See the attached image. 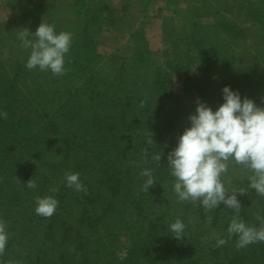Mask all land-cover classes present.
<instances>
[{
    "label": "trees",
    "instance_id": "trees-1",
    "mask_svg": "<svg viewBox=\"0 0 264 264\" xmlns=\"http://www.w3.org/2000/svg\"><path fill=\"white\" fill-rule=\"evenodd\" d=\"M62 1L45 4L62 16L44 12L35 2L32 25L24 28L34 32L43 22L55 25L57 34L72 33L65 74L27 69L28 51L0 62L6 67L0 76V113L8 114L0 117V220L9 233L0 264H264V242L237 250L233 236L215 246L213 233L227 238L233 209L221 204L205 210L177 201L167 154L190 125L182 95L171 88V74L159 66L143 67L153 62L147 40L142 37L140 51L117 63L115 53L97 51L103 8L89 12L83 0L60 8ZM92 18L99 20L95 27ZM210 29L197 59L185 66L183 90L195 91L213 111L223 103L226 85L242 100L264 107V65L234 71L228 37L217 24ZM157 152L160 164L152 160ZM146 168L156 182L148 192L139 176ZM66 172H79L87 192L67 187ZM249 174L233 163L222 180L226 188L237 189L247 185ZM29 179L35 189L26 186ZM49 195L58 206L44 218L35 213V197ZM237 199L240 218L260 227L255 217H264V198L250 189ZM177 218L185 224L180 240L169 230Z\"/></svg>",
    "mask_w": 264,
    "mask_h": 264
},
{
    "label": "clouds",
    "instance_id": "clouds-1",
    "mask_svg": "<svg viewBox=\"0 0 264 264\" xmlns=\"http://www.w3.org/2000/svg\"><path fill=\"white\" fill-rule=\"evenodd\" d=\"M17 39L20 48L30 53L26 61L27 69L50 71L53 76L65 74V56L72 43V33L61 31L57 34L55 25L41 22L34 32L27 28L17 30ZM222 96L223 103L215 111L197 100L194 114L188 116L190 126L179 135L176 146L167 154V167L174 178L172 190L178 202L192 203L205 210H214L223 204L234 210L235 215L226 230L227 238L216 233H213V238L215 246L221 247L235 236V248L240 250L264 242V217L259 214L255 217L260 221V227L246 224L240 218L242 207L237 199V194L243 196L250 189L264 198V107L257 106L247 97L242 100L240 93L227 85L222 89ZM144 105L145 102L141 101L140 107ZM0 117L7 119L8 114L0 113ZM148 143H154L151 135ZM161 156L162 153L157 152L152 155V160L160 164ZM233 163L250 174L245 176L244 180L248 181L246 186L230 190L225 187L222 176L228 173ZM139 176L145 178L141 185L143 191L148 192L156 183L151 169H143ZM79 177V172H66V186L86 193L87 189ZM26 186L29 189L37 187L33 179H29ZM50 191L56 193L59 189ZM35 205L37 215L50 218L58 201L52 195L37 196ZM211 222L212 217L209 216L207 223ZM169 230L177 240L185 237V224L179 218L170 223ZM8 240L7 225L0 220V256L4 254Z\"/></svg>",
    "mask_w": 264,
    "mask_h": 264
},
{
    "label": "rangeland",
    "instance_id": "rangeland-1",
    "mask_svg": "<svg viewBox=\"0 0 264 264\" xmlns=\"http://www.w3.org/2000/svg\"><path fill=\"white\" fill-rule=\"evenodd\" d=\"M165 1L157 11L158 19L145 23L146 30H143L139 19L133 18L128 21L104 16L103 24L98 26L101 33L98 36L95 35L99 40L97 51L103 54L115 53L120 57V59L115 58V61L119 63L140 51L137 47L144 37L148 42V48L151 51L149 57L153 59V62L152 64L147 62L143 67L159 66L171 74V88L173 92L182 95L188 119L190 114H194L196 102L200 101V98L193 90H183V73L185 66L197 59L202 41L207 38L205 33L212 31L211 29L207 31V26L219 25L221 31L228 37L236 58L232 65L234 71L242 70V66L246 64L264 65V23L261 22L264 19V0H205L204 3L220 8L209 24H204L205 12L198 20L201 24L196 20H185L184 17L176 15L174 9L177 6L182 7L183 0ZM83 2L89 12L95 13L103 8L105 15L108 9L114 12L115 9L123 10L128 6L126 0H83ZM34 3L35 0H0V62L1 59H6L9 63L16 53H26L20 48L17 30L26 25H32L30 14H34L32 11ZM25 13L26 16H24ZM162 15H165L168 21L160 26L159 18ZM55 19L74 23L68 19ZM96 21L98 23L99 20L91 19V27L98 25ZM192 22L194 24H191ZM209 38L214 39L215 35L211 34ZM5 69L6 67L0 63V76L3 77ZM2 83L7 85L4 81ZM120 239L125 246L129 245V237L126 233H122Z\"/></svg>",
    "mask_w": 264,
    "mask_h": 264
},
{
    "label": "crops",
    "instance_id": "crops-1",
    "mask_svg": "<svg viewBox=\"0 0 264 264\" xmlns=\"http://www.w3.org/2000/svg\"><path fill=\"white\" fill-rule=\"evenodd\" d=\"M62 1V0H61ZM128 1V6L126 9L123 10H116L113 12V10H106V15L108 17H112L115 19H122V20H128L136 18L139 19V22L143 26V30H146L145 23L151 21L153 22L154 19H158L157 17V11L159 9V6H163L165 0H126ZM210 1V0H208ZM36 3L42 8L44 12H53L54 16H62L61 13H58L54 9H51L49 7H46L47 0H35ZM71 2V0H63L61 5L63 7H66L64 5H68ZM166 2V1H165ZM205 0H183L182 7H176L174 9V12H176V15L179 17H184L186 19H191L193 21L196 20L197 23L201 22L200 20L203 17V12H205L206 21L204 24H209L213 19L214 15L220 8H216V6L204 3ZM65 3V4H63ZM60 5V8H61ZM3 8V7H2ZM2 10V9H1ZM187 11H192L193 13H188ZM61 14V15H60ZM156 14V17H154ZM159 19L160 20V26L162 24H166L168 21L165 17V15H162ZM144 21V23H143ZM114 24V21L112 22ZM143 23V24H142ZM131 29V28H130Z\"/></svg>",
    "mask_w": 264,
    "mask_h": 264
}]
</instances>
